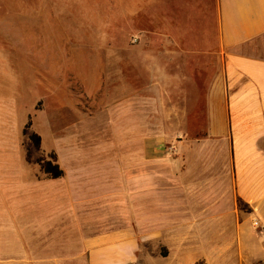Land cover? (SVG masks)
I'll list each match as a JSON object with an SVG mask.
<instances>
[{
    "label": "rangeland",
    "instance_id": "1",
    "mask_svg": "<svg viewBox=\"0 0 264 264\" xmlns=\"http://www.w3.org/2000/svg\"><path fill=\"white\" fill-rule=\"evenodd\" d=\"M159 11L157 0H0V264H73L83 237L129 228L139 236L124 208L126 158L143 152L142 140L156 157L207 136L171 129L177 116L154 106L146 130L140 115L124 114L129 84L150 83L141 49L156 46ZM129 58L137 61L125 71ZM195 126L207 123L196 116ZM45 162L64 177L51 179ZM160 255L163 244H148L151 264H170ZM247 255L193 264H264Z\"/></svg>",
    "mask_w": 264,
    "mask_h": 264
},
{
    "label": "crops",
    "instance_id": "2",
    "mask_svg": "<svg viewBox=\"0 0 264 264\" xmlns=\"http://www.w3.org/2000/svg\"><path fill=\"white\" fill-rule=\"evenodd\" d=\"M157 2V43L140 60L153 79L139 91L126 82L124 114L140 115L146 130L154 106L177 116L171 129L208 133L171 156H149L142 140L143 152L122 168L125 213L138 219L139 236L129 228L83 237L70 263L151 264L150 243L164 245L159 257L170 264L243 253L264 263V0ZM125 61L128 71L137 60ZM196 116L207 126H195Z\"/></svg>",
    "mask_w": 264,
    "mask_h": 264
},
{
    "label": "trees",
    "instance_id": "3",
    "mask_svg": "<svg viewBox=\"0 0 264 264\" xmlns=\"http://www.w3.org/2000/svg\"><path fill=\"white\" fill-rule=\"evenodd\" d=\"M32 139L35 141L37 147H40L41 144V137L38 135H33ZM56 161V156H54ZM43 170L45 174H47L51 179L58 180L64 177L65 172L61 169L59 165H53L52 162H45L43 163Z\"/></svg>",
    "mask_w": 264,
    "mask_h": 264
}]
</instances>
